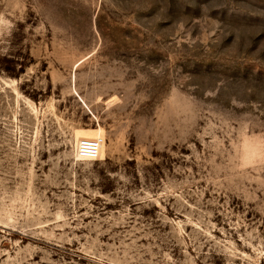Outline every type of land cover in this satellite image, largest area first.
Listing matches in <instances>:
<instances>
[{"label":"rangeland","instance_id":"rangeland-1","mask_svg":"<svg viewBox=\"0 0 264 264\" xmlns=\"http://www.w3.org/2000/svg\"><path fill=\"white\" fill-rule=\"evenodd\" d=\"M0 264H264V0H0Z\"/></svg>","mask_w":264,"mask_h":264},{"label":"built area","instance_id":"built-area-1","mask_svg":"<svg viewBox=\"0 0 264 264\" xmlns=\"http://www.w3.org/2000/svg\"><path fill=\"white\" fill-rule=\"evenodd\" d=\"M104 143L105 138L102 136L83 138L79 142L78 153L82 160H97Z\"/></svg>","mask_w":264,"mask_h":264}]
</instances>
